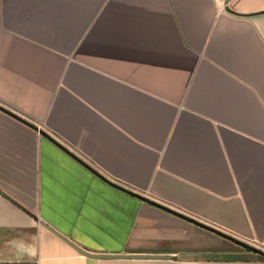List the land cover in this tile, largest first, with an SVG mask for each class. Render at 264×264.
Listing matches in <instances>:
<instances>
[{
  "label": "crops",
  "instance_id": "crops-1",
  "mask_svg": "<svg viewBox=\"0 0 264 264\" xmlns=\"http://www.w3.org/2000/svg\"><path fill=\"white\" fill-rule=\"evenodd\" d=\"M219 2L0 0V105L264 250V0ZM0 264L264 257L0 111Z\"/></svg>",
  "mask_w": 264,
  "mask_h": 264
},
{
  "label": "water",
  "instance_id": "water-1",
  "mask_svg": "<svg viewBox=\"0 0 264 264\" xmlns=\"http://www.w3.org/2000/svg\"><path fill=\"white\" fill-rule=\"evenodd\" d=\"M0 111H2V112H4V113H6V114H8V115H10V116H12V117H14V118H16L17 120H20V121H22V122H24V123H26V124L32 126V127H33L34 129H36V130H37L42 136H44V137H46L47 139H49L50 141H52L54 144H56L58 147H60L62 150H64V151H65L66 153H68L70 156H72L73 158H75L78 162H80V163H81L82 165H84L87 169H89V170H90L91 172H93L95 175H97L98 177H100L102 180L106 181V182H107L108 184H110L111 186H113V187H115V188H117V189H120V190H122V191H124V192H126V193H128V194H130V195H132V196H134V197H136V198H138V199H141V200L147 201V202H149V203H151V204H153V205H155V206H157V207H159V208H161V209H163V210H166V211H168V212H170V213H172V214H174V215H176V216H178V217H180V218H182V219H184V220H186V221H188V222H191V223H193V224H195V225H197V226H199V227H201V228H204V229H206V230H208V231H210V232H213V233H215V234H217V235H219V236H221V237H224V238H226V239H228V240H230V241H232V242H234V243H236V244H238V245H240V246L246 248L247 250H250V251H252V252H254V253H257V254H259V255H261V256L264 257V250H262V249H260V248H258V247H255V246H253V245H251V244H248V243H246V242H244V241H242V240H240V239H238V238H236V237H234V236H232V235H230V234H228V233H226V232H224V231H222V230H220V229H218V228H216V227H214V226H211V225H209V224H206V223H204V222H201V221H199V220H196V219H194V218H192V217H190V216H188V215H186V214H183V213H181V212H179V211H177V210H174V209H172V208H170V207H168V206H165V205H163V204H160V203H158V202H155V201H153V200L147 198V197L144 196V195H141V194H138V193H136V192H133V191H131V190L127 189V188H124V187L118 185L117 183H115V182H113V181H111V180L105 178V177L102 176L98 171H96L92 166H90L88 163H86L85 161L81 160L78 156H76L75 154H73L68 148H66L63 144H61L60 142H58L55 138H53L50 134H48V133H47L45 130H43L42 128H39L37 125H35V124L29 122L28 120L22 118V117L19 116L18 114L12 112L11 110L5 108V107L2 106V105H0ZM83 253H85V252H83ZM92 256H94V257H99V258H104V257H134V258H135V257H136V258H137V257H163V256H144V255H131V256H125V255H121V254H94V255H92Z\"/></svg>",
  "mask_w": 264,
  "mask_h": 264
},
{
  "label": "built area",
  "instance_id": "built-area-1",
  "mask_svg": "<svg viewBox=\"0 0 264 264\" xmlns=\"http://www.w3.org/2000/svg\"><path fill=\"white\" fill-rule=\"evenodd\" d=\"M228 1H230V0H220V2H219V8L220 9H223L225 6H226V4L228 3Z\"/></svg>",
  "mask_w": 264,
  "mask_h": 264
}]
</instances>
